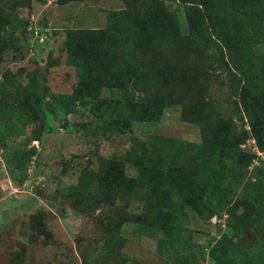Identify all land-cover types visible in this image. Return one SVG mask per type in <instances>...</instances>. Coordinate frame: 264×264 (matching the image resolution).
Wrapping results in <instances>:
<instances>
[{"label": "trees", "instance_id": "trees-1", "mask_svg": "<svg viewBox=\"0 0 264 264\" xmlns=\"http://www.w3.org/2000/svg\"><path fill=\"white\" fill-rule=\"evenodd\" d=\"M18 1L0 3L13 6ZM173 2L183 7L184 30L170 9ZM123 3L106 11L104 27L67 31L65 60L77 82L71 93H52L47 100L35 75L22 84L2 70V53L16 40L0 15V148L11 181L23 182L36 153L28 144L40 141L43 132L62 127L72 133L91 125L101 134L124 133L133 120L157 121L165 108L180 105L182 119L198 125L200 142L155 135L145 147L133 137L123 159L99 156L98 169L84 171L95 179L94 191L80 179L66 194L78 210H95L116 199L141 202L143 216L117 206L101 216L108 222L103 258L122 259L120 231L132 220L139 230L161 234L157 250L171 264L200 259L264 264V160L241 147L251 135L264 150V0ZM225 77L233 97L223 103L207 88L211 80L224 84ZM103 88L120 95L104 96ZM226 103L230 116L223 113ZM77 109L92 118L71 122L68 115ZM30 125L21 146L7 144L9 137L27 134ZM254 158L258 165L249 170ZM125 163L137 168L136 176L125 173ZM191 214L200 219L225 216L224 228L214 241L194 243L185 225ZM14 254L21 260L20 253Z\"/></svg>", "mask_w": 264, "mask_h": 264}, {"label": "rangeland", "instance_id": "rangeland-1", "mask_svg": "<svg viewBox=\"0 0 264 264\" xmlns=\"http://www.w3.org/2000/svg\"><path fill=\"white\" fill-rule=\"evenodd\" d=\"M8 4L0 3V15L3 26L13 33L16 43L2 53L1 68L11 72L22 84L29 76L35 75L40 80L41 89L45 88L46 100L52 93H71L77 82L74 68L65 60L63 40L67 31L102 28L107 10L124 7L123 0H70L65 3L19 0L13 6ZM169 6L176 12L184 30L182 5L173 2ZM207 89L214 100L222 99L223 103L232 96L226 77L224 84L211 80ZM102 95L117 98L120 93L103 88ZM28 97L31 99L33 94L29 92ZM228 105L226 103V110H223L226 116L231 115ZM68 118L80 123L92 117L89 112L77 109ZM233 118L241 127V120L236 116ZM31 128V125L27 126V134L9 137L7 144L21 146ZM244 128L249 130L246 123ZM155 135L186 143L201 140L198 125L182 119L180 105L165 108L157 121L135 119L131 130L124 133L101 134L91 125L67 133L60 127L57 132H43L40 141L33 140L28 144L36 147V153L20 185L11 181L0 148V264H171L157 250L161 234L139 230L132 220H126L120 231L124 238L119 246L122 259L102 257L108 222H102L101 216L104 213L109 215L107 210L112 206L126 207L130 213L143 216L139 200L116 199L95 210H78L72 205V197L66 194L67 188L79 184L80 179L87 182L91 191L95 190V179L88 178L84 171L97 170L99 156L123 159L133 137L147 147ZM241 147L264 160V150L257 148L251 135ZM257 165L258 160L254 158L249 170ZM124 168L128 176L138 173L137 168L128 163ZM224 221L225 216L200 219L191 214L185 225L192 230V242L200 244L214 241L224 228ZM15 252L20 253L21 260L16 261ZM187 264L214 263L210 259H200Z\"/></svg>", "mask_w": 264, "mask_h": 264}]
</instances>
